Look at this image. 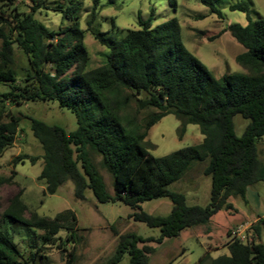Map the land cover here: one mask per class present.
I'll return each mask as SVG.
<instances>
[{"label":"trees","instance_id":"1","mask_svg":"<svg viewBox=\"0 0 264 264\" xmlns=\"http://www.w3.org/2000/svg\"><path fill=\"white\" fill-rule=\"evenodd\" d=\"M198 1L222 19L216 7L219 0ZM167 2L176 9L177 0ZM54 4L51 9L49 0H0V157L13 146L21 120L10 107L56 102L74 115L76 129L69 133L31 119L30 130L42 155H20L12 164L25 160L34 164L41 159L38 180L44 183L46 195L56 194L71 182L76 200L83 201L90 190L98 203L119 201L133 211L129 217L134 222L159 230L158 239L115 234L116 247L103 264H118L125 255L127 264H148L154 249L140 244H161L178 238L183 231L206 226L219 212L234 209L230 199L240 198L247 205V190L264 184V160L258 151L264 140V19L251 20L246 1L228 6L247 17L245 26L235 23L225 29L243 49L235 61L246 74L217 79L184 46L175 18L154 28L148 21H139L140 29L125 30L116 41L93 26L100 0L91 1L86 30L78 22L79 2ZM42 10L61 12L71 24L49 30L34 18ZM86 32L108 51L104 64L91 71H87ZM14 48L25 55L28 65H17ZM168 115L179 122V139L188 125L197 126L203 139L198 145L155 158L145 138L150 128ZM236 116L247 121L240 137L234 132ZM195 164L203 166V175L211 181L206 206H190L183 194L169 190ZM99 169L111 178V194ZM163 198L171 203L167 215L141 210L142 203ZM26 210L18 193L2 217L6 223H17L33 233L34 244L36 231L42 232L38 237L41 244L28 246L32 251L18 248L0 228V264H37L38 258H44L43 246L60 231L68 233L66 241H78L72 211L49 219L36 213L25 218ZM230 236L227 256L213 259L204 253L195 264H264V219L258 218L247 229L245 241L233 232ZM73 262L71 251L63 264Z\"/></svg>","mask_w":264,"mask_h":264},{"label":"rangeland","instance_id":"2","mask_svg":"<svg viewBox=\"0 0 264 264\" xmlns=\"http://www.w3.org/2000/svg\"><path fill=\"white\" fill-rule=\"evenodd\" d=\"M61 1L68 3L70 0H49L50 8L53 9L56 5L54 3ZM74 1L80 5V28L86 30L92 0ZM238 1H246L249 4L251 20L264 19V0H219L216 7L222 19L210 14L198 0H177L175 10L167 0H100V9L93 26L105 37L119 41L123 37V31L140 29L139 21H148L150 27L154 28L175 18L181 28L184 46L208 68L213 77L219 79L229 74H246L235 61L243 49L227 31L225 32L230 24H247L246 14L228 9L230 4ZM34 18L53 31L71 24V21L62 18L61 12L51 10H42L36 13ZM84 45L90 58L87 71L103 65L108 51L94 40L90 32L84 34ZM14 54L19 67L28 65L22 52L14 48ZM1 89L3 87L0 86ZM10 110L15 116H20L21 120L13 146L0 157V228L9 233L18 248L39 246L41 242L38 237L42 235V232L36 231L34 244L33 233H28L17 223L4 221L2 214L18 193H21V200L27 208L25 218L31 213H36L40 217L53 219L65 211H72L76 216L78 241H66L68 233L60 231L51 242L43 246L44 258H38L37 264H63L71 251L74 255L73 264H103L116 247L115 234L135 233L143 239L159 238L158 229L134 222L129 217L133 211L119 201L98 203L90 190H86L83 201L76 200L73 197L71 182L60 187L56 194L46 195L44 183L38 180L42 160L39 159L34 164L25 160L23 164L17 165H13L12 160L20 155H42L41 147L30 130L31 119L61 127L67 133L76 129V119L70 111L60 108L56 102H25L10 107ZM144 115L140 116V119L145 117ZM233 123L234 132L240 137L247 121L236 116ZM178 129L179 122L173 116L163 117L150 128L145 138L149 153L155 158H162L202 142L203 137L197 126L188 125L181 139L178 138ZM258 151L260 159L264 160V140L259 142ZM202 169V165L195 164L186 177L172 184L169 190L183 194L190 206H206L209 203L211 181L203 175ZM99 170L107 191L111 194V178L105 171ZM7 180L9 181L6 182ZM229 201L234 209L219 212L206 226L183 231L178 238L163 240L161 244H140L139 247L154 249L149 255L148 264H195L204 253H208L213 259L227 256V244L232 239L229 234L238 231L240 235H245L258 218L264 219V184H257L247 190V205H244L240 198ZM170 209L171 203L165 198L141 204L143 212L155 216L167 215ZM28 250L32 251V248ZM127 262L128 256L125 255L118 264Z\"/></svg>","mask_w":264,"mask_h":264},{"label":"built area","instance_id":"3","mask_svg":"<svg viewBox=\"0 0 264 264\" xmlns=\"http://www.w3.org/2000/svg\"><path fill=\"white\" fill-rule=\"evenodd\" d=\"M233 235L240 239L241 241H245V235H240L238 231L233 232Z\"/></svg>","mask_w":264,"mask_h":264}]
</instances>
